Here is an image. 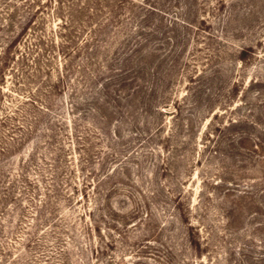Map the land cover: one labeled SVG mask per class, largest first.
Listing matches in <instances>:
<instances>
[{
    "label": "rangeland",
    "instance_id": "obj_1",
    "mask_svg": "<svg viewBox=\"0 0 264 264\" xmlns=\"http://www.w3.org/2000/svg\"><path fill=\"white\" fill-rule=\"evenodd\" d=\"M9 48L0 264H264V0H0Z\"/></svg>",
    "mask_w": 264,
    "mask_h": 264
},
{
    "label": "trees",
    "instance_id": "obj_2",
    "mask_svg": "<svg viewBox=\"0 0 264 264\" xmlns=\"http://www.w3.org/2000/svg\"><path fill=\"white\" fill-rule=\"evenodd\" d=\"M8 53H10V48L9 49H5L4 50V52H3V54L2 55H0V57L2 58V60H1V63H0V75H2V72H3V65L5 64L6 65V63H7V61H6V59L9 57L8 56ZM5 59V60H4ZM4 63V64H3ZM191 234L192 233H190L189 234V236L191 237ZM192 242H193V240H192Z\"/></svg>",
    "mask_w": 264,
    "mask_h": 264
}]
</instances>
